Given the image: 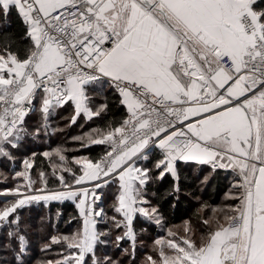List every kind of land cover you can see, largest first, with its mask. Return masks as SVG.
I'll list each match as a JSON object with an SVG mask.
<instances>
[{
	"label": "snow or ice",
	"instance_id": "1",
	"mask_svg": "<svg viewBox=\"0 0 264 264\" xmlns=\"http://www.w3.org/2000/svg\"><path fill=\"white\" fill-rule=\"evenodd\" d=\"M13 10L0 264H264V0H0ZM217 177L212 205L197 193ZM189 198L195 220L174 224ZM41 206L36 259L22 213Z\"/></svg>",
	"mask_w": 264,
	"mask_h": 264
},
{
	"label": "trees",
	"instance_id": "2",
	"mask_svg": "<svg viewBox=\"0 0 264 264\" xmlns=\"http://www.w3.org/2000/svg\"><path fill=\"white\" fill-rule=\"evenodd\" d=\"M21 32L22 25L20 23L19 17L16 15L15 10H13L12 13L8 16L7 21H5L3 14L0 13V33H15L16 35H20ZM70 114L71 110H68V112H59L58 115L54 118L53 124L58 127H63L65 122L62 121L60 117ZM79 131L80 129L78 127L72 126L65 133L52 136L48 143L29 142L24 151H35L38 153L42 152L44 150H47L49 147H55L56 145L65 142L68 137L77 134ZM68 147H73V145L68 144ZM223 185L224 180L220 177H217L210 181L209 185L204 187L202 192H198L197 194L201 197L202 200L206 201L207 203L212 205H219L223 197V193L221 192V188L223 187ZM198 207L199 204L195 199H183L177 206V208L171 213L172 222L174 224H179L182 220L188 219L189 217H192L193 220H195L194 213L196 212ZM57 208H61L65 216L74 213V208L71 203H66L63 206L56 204L53 206L52 212L54 213ZM22 215H24L26 222L31 225L30 231L33 233L34 240L32 255L34 258L40 259L44 254L40 252L38 244L35 243L37 239L35 233L39 228L44 226L42 225L41 218L46 217L47 211L42 206L34 207L26 210L24 213H22ZM61 227H63V225H61ZM2 242L3 238L0 237V243Z\"/></svg>",
	"mask_w": 264,
	"mask_h": 264
}]
</instances>
